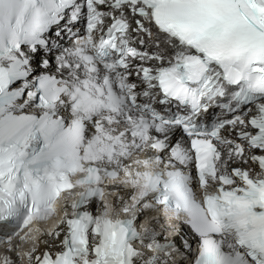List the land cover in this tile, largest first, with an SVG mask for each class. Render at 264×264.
<instances>
[{
  "label": "snow or ice",
  "instance_id": "snow-or-ice-1",
  "mask_svg": "<svg viewBox=\"0 0 264 264\" xmlns=\"http://www.w3.org/2000/svg\"><path fill=\"white\" fill-rule=\"evenodd\" d=\"M0 226V264H264V0H0Z\"/></svg>",
  "mask_w": 264,
  "mask_h": 264
}]
</instances>
